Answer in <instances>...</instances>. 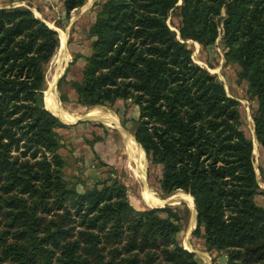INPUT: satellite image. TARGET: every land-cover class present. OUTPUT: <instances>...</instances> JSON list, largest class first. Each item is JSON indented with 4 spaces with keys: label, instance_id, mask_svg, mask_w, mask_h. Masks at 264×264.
<instances>
[{
    "label": "trees",
    "instance_id": "obj_1",
    "mask_svg": "<svg viewBox=\"0 0 264 264\" xmlns=\"http://www.w3.org/2000/svg\"><path fill=\"white\" fill-rule=\"evenodd\" d=\"M59 1L70 19L86 0ZM176 11L180 38L168 24ZM88 35L81 78L59 87L75 92L77 108L135 104L133 135L162 168L161 192L195 200L193 236L225 264H264V207L240 103L187 45L221 36L225 63L239 66L257 102L264 148V0H108ZM60 45L30 9L0 8V264H199L179 241L187 206L137 210L117 180L80 193L67 179L64 124L44 103Z\"/></svg>",
    "mask_w": 264,
    "mask_h": 264
},
{
    "label": "rangeland",
    "instance_id": "obj_2",
    "mask_svg": "<svg viewBox=\"0 0 264 264\" xmlns=\"http://www.w3.org/2000/svg\"><path fill=\"white\" fill-rule=\"evenodd\" d=\"M107 1L86 0L85 4L73 11L70 19H68L59 0H0V8L25 7L30 9L38 19L59 31L60 42L62 40L61 32L67 34L66 47L63 49V53H67L68 59L62 60L60 45V49L47 72V89L44 94L45 107L47 105V100L45 101L46 92L54 80H56L57 85L58 80L60 82L64 78H66L65 82L67 83L81 78L80 65L78 62H74L75 56L91 55L93 39L89 38L88 33L96 21L101 6ZM168 24L180 38L181 19L179 11L171 14ZM187 45L192 51V59L195 64L216 76L217 80L225 86L228 95L240 103L242 129L254 144V163L260 186L256 201L264 207V148L257 141L254 124V115L258 108L257 102L250 99L247 83L238 80L239 66L225 63L221 36L214 46L208 48H203L194 41H187ZM55 91L56 104L61 108V111L63 109L74 113L75 115L71 114V116L80 119L79 121L75 119L76 122L69 124L64 122L66 125L58 129V133L64 142L63 148L60 150L65 162L64 173L76 190L84 193L100 182L108 179L117 180L125 186L129 200L137 210L161 207L143 200V188L152 191L164 204L165 200L170 197L185 198V200L180 201L181 204L170 206L184 207L185 205L190 210V220L179 236L180 243L195 252L199 264H224V255L208 252L204 242L193 236L196 231L193 198L183 192H175L170 196L164 195L160 190L162 168L148 158L138 143L136 144L144 157L142 164L143 181L136 179L133 174L132 169L135 165L132 164L131 143L127 134L136 142L133 132L135 122L139 119V108L131 101H118L113 106L77 108V96L70 87L62 84L61 87H55ZM62 96L71 99V103H64ZM74 107L78 110L73 111ZM102 114L116 116L119 121V128L95 119L96 116ZM77 116L79 117L77 118Z\"/></svg>",
    "mask_w": 264,
    "mask_h": 264
},
{
    "label": "bare ground",
    "instance_id": "obj_3",
    "mask_svg": "<svg viewBox=\"0 0 264 264\" xmlns=\"http://www.w3.org/2000/svg\"><path fill=\"white\" fill-rule=\"evenodd\" d=\"M61 49L60 52L62 60H66L68 59L67 57V53L64 54V50L66 47V42H67V34H65L64 32H61ZM60 60V59H59ZM57 63V62H56ZM51 80V79H50ZM52 87V89H51ZM50 89L48 90V92H46V97H47V105L46 107L52 111L56 116L60 117L62 122H66V123H70V122H76L74 117H72L71 115H66V113H64V111H61V108L57 106L56 104V91H55V87H56V80H54V83L51 85ZM51 91V92H50ZM50 92V93H49ZM48 94V96H47ZM46 100V98H45ZM60 105V104H59ZM61 106V105H60ZM66 111V110H65ZM79 116H77L78 118ZM95 119L99 120L100 122H103L105 124L108 125H113L119 128V121L117 119L116 116L113 115H108V114H102L99 116H96ZM77 120V119H76ZM129 141L131 143V154H132V164H134V168L132 169L133 174L135 175L136 179H138L139 181H143V172H142V164L144 163V157L143 154L141 153V150L138 148L136 142L133 140V138L131 136H129V134H127ZM142 198L145 202H150L153 203L154 205H158V206H162V204H164V202L162 200H159L153 193L152 191H150L149 189H145L143 188V192H142ZM173 201H176L177 203L180 201L185 200V198H181V197H174L172 198Z\"/></svg>",
    "mask_w": 264,
    "mask_h": 264
},
{
    "label": "water",
    "instance_id": "obj_4",
    "mask_svg": "<svg viewBox=\"0 0 264 264\" xmlns=\"http://www.w3.org/2000/svg\"><path fill=\"white\" fill-rule=\"evenodd\" d=\"M179 5H182V2H181V4H179ZM45 23V22H44ZM48 25V24H47ZM49 26V25H48ZM50 27V26H49ZM51 29H53V30H55L56 32H58L59 33V31L58 30H56V29H54V28H52V27H50ZM58 83V82H57ZM57 86V85H56ZM46 101V100H45ZM46 109L50 112V113H52L47 107H46ZM53 114V113H52ZM54 115V114H53ZM56 118H58L59 119V121H61V119L59 118V117H57L56 115H54ZM87 120V119H86ZM62 122V121H61ZM135 139V138H134ZM182 202H180V203H177L176 201H173L172 200V197H170V198H168L167 200H165V204L163 205V206H161V207H157V208H154V209H164L167 205L168 206H174V205H176V204H181ZM193 204H194V213H195V221H196V229H197V227H198V214H197V211H196V207H195V200L193 199ZM185 249L186 250H189V249H187L186 247H185ZM190 251V250H189ZM192 253H194L193 251H191Z\"/></svg>",
    "mask_w": 264,
    "mask_h": 264
},
{
    "label": "crops",
    "instance_id": "obj_5",
    "mask_svg": "<svg viewBox=\"0 0 264 264\" xmlns=\"http://www.w3.org/2000/svg\"><path fill=\"white\" fill-rule=\"evenodd\" d=\"M77 56H80L79 57V59L76 61V62H78V64L80 65V72L82 73V70H83V68H84V65H85V58L86 57H88L89 55H77ZM81 60H82V62H81ZM68 69V68H67ZM68 71V70H67ZM75 81V80H74ZM59 86V80H58V83H57V86L56 87H58ZM70 100V103H71V99H69ZM73 111H76V110H78L77 108H73L72 109ZM62 111H64V113H66V115H71V114H73V115H75L74 113H71V112H69V111H65V110H63L62 109ZM52 112V111H51ZM53 113V112H52ZM54 114V113H53ZM55 115V114H54ZM58 117V116H57ZM60 118V117H59ZM61 119V118H60ZM78 121L80 120L79 118L77 119ZM62 121V120H61ZM64 125H66V123H64V122H62ZM67 124H69V122L67 123ZM62 143H64L63 141H62ZM64 145V144H63ZM63 148V147H62ZM191 251V250H190ZM195 253V252H194ZM226 261H227V258L225 257V262H224V264L226 263Z\"/></svg>",
    "mask_w": 264,
    "mask_h": 264
}]
</instances>
